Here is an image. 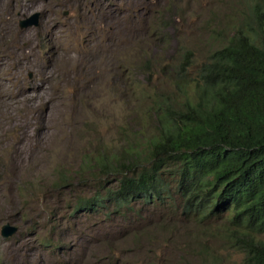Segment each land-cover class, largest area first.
<instances>
[{"label": "rangeland", "instance_id": "1", "mask_svg": "<svg viewBox=\"0 0 264 264\" xmlns=\"http://www.w3.org/2000/svg\"><path fill=\"white\" fill-rule=\"evenodd\" d=\"M255 1L0 0V264H240L230 210L105 215L80 202L109 180L82 160L119 148L132 108L169 93L160 69L189 50L193 74Z\"/></svg>", "mask_w": 264, "mask_h": 264}, {"label": "trees", "instance_id": "2", "mask_svg": "<svg viewBox=\"0 0 264 264\" xmlns=\"http://www.w3.org/2000/svg\"><path fill=\"white\" fill-rule=\"evenodd\" d=\"M190 61L184 50L160 69L169 93L149 92V104L132 108L134 132L123 131L119 148L83 158L109 180L80 202L120 215L169 201L200 219L226 208L240 264H264V0L191 75Z\"/></svg>", "mask_w": 264, "mask_h": 264}, {"label": "water", "instance_id": "3", "mask_svg": "<svg viewBox=\"0 0 264 264\" xmlns=\"http://www.w3.org/2000/svg\"><path fill=\"white\" fill-rule=\"evenodd\" d=\"M32 22V19H27L24 21L19 22L20 26H27ZM15 230V227L9 226L7 223H4L3 225L0 226V235L2 237H6L10 235L13 231Z\"/></svg>", "mask_w": 264, "mask_h": 264}, {"label": "bare ground", "instance_id": "4", "mask_svg": "<svg viewBox=\"0 0 264 264\" xmlns=\"http://www.w3.org/2000/svg\"><path fill=\"white\" fill-rule=\"evenodd\" d=\"M27 143V142H26ZM27 145H28V143H27Z\"/></svg>", "mask_w": 264, "mask_h": 264}]
</instances>
